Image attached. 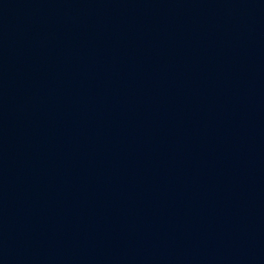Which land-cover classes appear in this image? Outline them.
Instances as JSON below:
<instances>
[{"label":"water","instance_id":"obj_1","mask_svg":"<svg viewBox=\"0 0 264 264\" xmlns=\"http://www.w3.org/2000/svg\"><path fill=\"white\" fill-rule=\"evenodd\" d=\"M0 264H264V0H0Z\"/></svg>","mask_w":264,"mask_h":264}]
</instances>
